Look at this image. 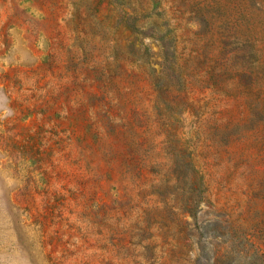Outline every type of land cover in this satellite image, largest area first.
I'll return each instance as SVG.
<instances>
[{
	"label": "rangeland",
	"instance_id": "1",
	"mask_svg": "<svg viewBox=\"0 0 264 264\" xmlns=\"http://www.w3.org/2000/svg\"><path fill=\"white\" fill-rule=\"evenodd\" d=\"M0 264H264V0H0Z\"/></svg>",
	"mask_w": 264,
	"mask_h": 264
}]
</instances>
